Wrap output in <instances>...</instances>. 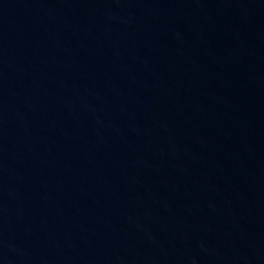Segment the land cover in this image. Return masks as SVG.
<instances>
[{
    "label": "water",
    "instance_id": "1",
    "mask_svg": "<svg viewBox=\"0 0 264 264\" xmlns=\"http://www.w3.org/2000/svg\"><path fill=\"white\" fill-rule=\"evenodd\" d=\"M0 264H264V0H0Z\"/></svg>",
    "mask_w": 264,
    "mask_h": 264
}]
</instances>
